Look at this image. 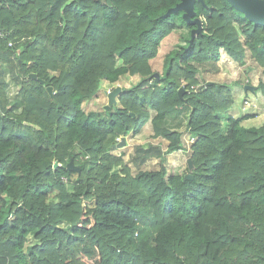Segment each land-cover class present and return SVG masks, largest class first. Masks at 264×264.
I'll return each mask as SVG.
<instances>
[{"label":"trees","instance_id":"1","mask_svg":"<svg viewBox=\"0 0 264 264\" xmlns=\"http://www.w3.org/2000/svg\"><path fill=\"white\" fill-rule=\"evenodd\" d=\"M179 1L0 0V264H86L79 255L95 245L98 264H264V122L244 126L255 113L229 112L230 84L188 89L218 70L221 49L239 62L248 49L264 75V24L228 0H196L202 29L190 43L183 11L165 15ZM178 24L188 34L156 77L150 61ZM123 72L140 79L121 106L86 111L101 81ZM184 104L191 179L163 163L140 168L184 147L181 131L160 124L165 150L136 145L135 173L111 164L117 135L139 131L149 109L161 119ZM71 158L79 171L67 169Z\"/></svg>","mask_w":264,"mask_h":264},{"label":"rangeland","instance_id":"2","mask_svg":"<svg viewBox=\"0 0 264 264\" xmlns=\"http://www.w3.org/2000/svg\"><path fill=\"white\" fill-rule=\"evenodd\" d=\"M188 27L185 24H178L176 28L172 30V34L169 36H165V41L161 44V46L165 45L166 50L172 49L176 47L178 44H183L185 37L188 34ZM3 31V37L8 34L6 30ZM163 38V39H164ZM162 41V40H161ZM14 44L13 40H9ZM160 45V44H159ZM9 46V43H7ZM11 47H15L16 53L21 50V48L17 45H12ZM170 47V48H169ZM159 48V47H158ZM158 53V52H157ZM162 56L163 53L159 52V55L155 56V58L151 59L150 64L151 68L161 73V64H162ZM19 63L21 62L18 59ZM119 63L117 64V66ZM218 70L217 71H200L197 73L198 82L189 85L194 86L191 88V92H198L203 90L204 84H206V80H212L217 83L222 84H230V91L234 95H238V92L242 88V84H252L257 86L254 91L251 90L246 91L247 100H250V104L247 105L243 103L249 113H255V119L246 120L245 123L252 124L254 126H259L264 122V93L259 89V85L263 80V67L251 56L250 51L247 49L245 53V58L242 62L235 61L231 59L228 54L221 49L220 58L218 60ZM6 78H8V72H6ZM140 79L139 74H128V72L120 73L116 80L110 82L107 79H103L101 81V85L97 92L88 100L83 102V107L86 111H95L99 114H103L104 105L107 103V90L112 89L114 86H121L122 90L129 88L131 85L135 84ZM151 82V81H150ZM11 86V85H10ZM50 86V85H49ZM184 86V83L181 84V87ZM52 87V86H51ZM237 89L235 90V88ZM47 88V87H46ZM14 90L11 87L10 90ZM15 89H19V85L15 86ZM12 90V91H13ZM53 90V88H52ZM234 90V91H233ZM121 93V92H120ZM119 93V94H120ZM53 94V93H52ZM118 94V96H119ZM118 96H116V103L111 107L117 108L120 105L118 100ZM234 103V102H233ZM255 104V105H254ZM234 104L231 109H233ZM110 107V108H111ZM113 109V110H114ZM150 116L146 123L141 127L139 131L127 133L123 136V134H119L116 136L115 140L120 141L122 137H125V144L117 147H114L110 150L111 153L117 156V158H113L110 160L111 164H118L120 171L122 173L127 172V167H131V171L135 173L137 170V166L133 164L131 161V155L134 152V147L138 144L146 146L148 143H154L160 147V149H166L168 140L161 135H154V127L153 124L164 125L170 129L181 131V138L184 147L174 150L171 153L165 155V160L159 157H151L144 164H141V169H156L161 163L165 165L167 168V172L169 174H185L188 172L186 159L188 156V146L192 141L189 137V130L187 126L190 107L186 104L181 106H174L165 117L161 119H154L155 110L149 109ZM119 138V139H118ZM186 146V147H185ZM188 150V151H187ZM87 155L84 156L86 158ZM55 162V161H54ZM194 169V168H193ZM193 171V170H192ZM191 171V173H192ZM107 173V172H106ZM68 187L72 189V183L67 180ZM53 195V193L51 194ZM30 243H39L36 239H34L31 235L28 236L27 244ZM80 259L84 261L86 264H98L101 261L100 253L97 248V245L94 246L93 250H83L79 255Z\"/></svg>","mask_w":264,"mask_h":264},{"label":"water","instance_id":"3","mask_svg":"<svg viewBox=\"0 0 264 264\" xmlns=\"http://www.w3.org/2000/svg\"><path fill=\"white\" fill-rule=\"evenodd\" d=\"M196 0H180L175 6L169 8L165 15H169L172 12H177L182 10V18L187 24H194L195 27L190 30V43L193 40L194 36L201 32L202 29V22L199 17H195L194 11V2ZM203 2V0H198ZM228 2L238 11L244 13V15L251 21L256 24H264V0H228ZM154 76L159 77V73L155 72ZM29 78L36 79L39 81H44L43 79L39 78L37 73L30 72L28 74ZM213 83V81L208 80L206 82L207 85ZM245 90L254 91L255 85L252 84H245ZM48 93L52 96L53 90L51 86H47ZM122 91L121 86L116 85L114 86L109 92H107V103L104 105L105 109H109L112 105L116 103V96ZM184 88L180 87L178 89V95L182 97L184 93ZM125 144V137L116 144L117 147H120ZM187 169L188 172L184 174V178L191 179L193 177L191 171L194 168V163L191 157H187L186 159ZM59 164L55 161L54 168H56ZM67 169L69 170H76L79 171L80 167L75 165L73 159L71 158L66 165Z\"/></svg>","mask_w":264,"mask_h":264},{"label":"crops","instance_id":"4","mask_svg":"<svg viewBox=\"0 0 264 264\" xmlns=\"http://www.w3.org/2000/svg\"><path fill=\"white\" fill-rule=\"evenodd\" d=\"M177 27V26H176ZM175 27V28H176ZM174 29V28H173ZM172 29V30H173ZM172 30L166 35V36H169L170 34H172ZM166 38L162 39V41L160 42V45H159V48H158V53L157 55H159V52H162L163 53V56H162V63H163V57L165 55V53H167L170 49H167L165 48V45L161 46V44L163 43V41H165ZM156 55V56H157ZM155 58V57H154ZM160 69L162 70V64H161V67ZM131 76V75H130ZM212 81V80H211ZM244 85L245 83L242 84V88L241 90L238 92V95H234V106H233V109L230 110L229 112L234 116V117H238V116H241L243 114H246V113H249L250 111L247 110L246 106L243 104V100L244 99H247V95H246V90L244 89ZM237 89V87L235 88V90ZM234 91V90H233ZM253 92V91H252ZM255 105V104H254ZM256 117V114L252 117H248V118H244L241 120V124L244 125V126H251L252 124H247L245 123L246 120H250V119H255Z\"/></svg>","mask_w":264,"mask_h":264},{"label":"built area","instance_id":"5","mask_svg":"<svg viewBox=\"0 0 264 264\" xmlns=\"http://www.w3.org/2000/svg\"><path fill=\"white\" fill-rule=\"evenodd\" d=\"M3 36V31L0 29V37H2ZM9 43V45H11V42H8ZM206 85V84H205ZM204 85V86H205ZM191 88H194V86H191ZM189 89V91H191L192 89ZM110 91V89H108L107 90V92H109ZM243 103H245V104H247V105H249L250 104V100H247V99H244L243 100ZM119 139V138H118ZM62 179L65 181L66 180V177H62Z\"/></svg>","mask_w":264,"mask_h":264}]
</instances>
